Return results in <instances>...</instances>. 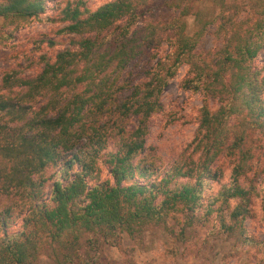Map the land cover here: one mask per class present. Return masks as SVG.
I'll use <instances>...</instances> for the list:
<instances>
[{
	"label": "trees",
	"instance_id": "1",
	"mask_svg": "<svg viewBox=\"0 0 264 264\" xmlns=\"http://www.w3.org/2000/svg\"><path fill=\"white\" fill-rule=\"evenodd\" d=\"M195 2H166L175 19L134 30L146 0H111L94 10L86 0H64L63 6L0 0V19L12 26L0 28L4 45L22 22L61 26L65 36L36 42L54 55L40 56L34 77L11 70L1 78L0 200L9 202L0 206V264H33L44 246L69 264H94L79 246L116 245L123 233L134 237L169 220L182 223L183 232L214 219L216 234L237 232L250 243L241 223L256 196L264 225V194L247 180L254 153L246 147L254 133L264 144V75L253 65L264 50V0L250 28H240L238 11L222 2L216 18L197 23L191 34L185 19L198 17ZM205 33L221 46L200 59L196 49ZM161 42L168 54L142 78L133 84L121 78L137 56ZM184 65L189 70L181 88L203 93L218 107L201 109L190 153L159 168L146 137L151 120L163 113V91ZM107 113L115 118L112 132L104 124L86 126L88 115ZM108 140L114 141L110 151ZM219 156L232 162L229 181L203 205L205 189L219 177L212 169ZM102 168L108 178L102 179Z\"/></svg>",
	"mask_w": 264,
	"mask_h": 264
},
{
	"label": "rangeland",
	"instance_id": "2",
	"mask_svg": "<svg viewBox=\"0 0 264 264\" xmlns=\"http://www.w3.org/2000/svg\"><path fill=\"white\" fill-rule=\"evenodd\" d=\"M59 5H64V0ZM89 7L94 10L111 0H86ZM171 0H146V6L140 7L141 16L139 22L134 25V30H141L143 24L153 23L163 25L177 17V12L164 7V3ZM222 2L226 8L233 12L238 11L234 18L240 28L247 29L258 19L261 8L259 0H196L193 13L198 17H188L186 22L189 33L197 29V23L203 25L212 22L220 12ZM51 5V4H49ZM12 37L0 42V82L6 72L16 70L19 76L34 77L42 68L40 56L51 57L54 55L50 49L36 44L42 36L60 39L65 37L59 34L61 26H52L39 22H22L18 24ZM11 28L12 26L0 19V28ZM12 29V28H11ZM212 32V27H207ZM4 30H2L3 32ZM165 38V37H164ZM109 42L110 39H109ZM221 43L211 35L205 33L196 49L197 58H203L208 51L219 49ZM169 48L164 42L158 50H145L137 56L138 62H132L121 78L127 83H135L143 77V71L154 66L156 61L168 54ZM256 68L262 69L264 75V50L259 53L253 62ZM189 67L184 65L169 81L168 86L161 95L163 113L154 117L149 125V134L146 137V145L154 148L153 160L159 168L166 167L174 160L186 157L191 148L189 145L195 139L198 129V119L203 107L215 110L218 104L210 100L201 92H190L181 88L182 80L187 76ZM264 98V93L262 95ZM115 118L108 113L102 117L88 115L87 124H94L97 127L104 124L107 133L113 131ZM107 124V126L105 125ZM134 120L127 125H134ZM130 128V127H129ZM258 134H251L246 147L252 150V170L247 175V180L255 184L256 191L264 194V149L263 141ZM259 141V142H258ZM114 141H107V150L114 148ZM260 145V147H259ZM106 150V151H107ZM261 150V151H260ZM186 151V152H185ZM199 154L193 157L196 160ZM232 162L229 158L219 156L215 159L212 169L218 174V180L211 183L203 193V205L209 202L211 196L216 194L222 185L229 181L230 167ZM101 166V165H100ZM52 171L47 172V175ZM108 178V169L102 168V179ZM46 184V194H48ZM261 190V191H260ZM9 200H0V206L8 204ZM250 215L243 219L241 228L245 236L251 238L250 243H243L237 232L234 234H216L212 231V219L210 222L194 224L181 232L182 223L172 220L167 221L163 226H146L141 233L129 237L123 233L116 245H108L100 242L99 246H79L83 259L86 255L93 258L94 264H264V225L260 208V197L252 198L249 205ZM182 219V218H181ZM18 229L17 227L14 230ZM86 235L84 239H87ZM55 259H58L55 261ZM33 264H69L64 261L61 255L54 257L51 247L44 246L40 255ZM73 264H78L75 261Z\"/></svg>",
	"mask_w": 264,
	"mask_h": 264
}]
</instances>
